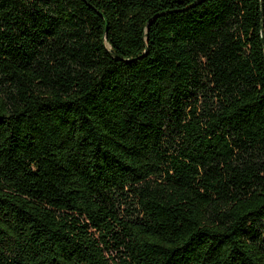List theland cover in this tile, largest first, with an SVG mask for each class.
Listing matches in <instances>:
<instances>
[{"label": "trees", "instance_id": "trees-1", "mask_svg": "<svg viewBox=\"0 0 264 264\" xmlns=\"http://www.w3.org/2000/svg\"><path fill=\"white\" fill-rule=\"evenodd\" d=\"M0 264H264V0H0Z\"/></svg>", "mask_w": 264, "mask_h": 264}]
</instances>
